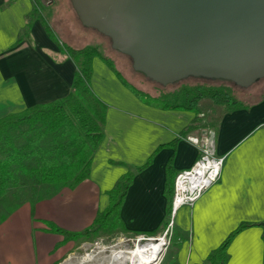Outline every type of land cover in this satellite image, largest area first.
<instances>
[{
    "label": "crops",
    "instance_id": "0c3cea01",
    "mask_svg": "<svg viewBox=\"0 0 264 264\" xmlns=\"http://www.w3.org/2000/svg\"><path fill=\"white\" fill-rule=\"evenodd\" d=\"M36 9L40 17L25 34L27 18ZM65 11L75 24L83 25L71 0H0V118L62 99L72 90L78 61L66 54L56 33L66 28ZM43 19L50 28L55 25L51 30L57 41ZM91 88L108 109L89 178L51 198L14 208L0 222V264H61L74 241H65L48 223L70 232L90 228L109 206L108 192L117 180L156 150L152 163L135 175L121 219L128 234L162 235L171 222L165 194L170 159L174 182L177 173L200 156L189 136H207L210 149L225 156V163L220 179L192 206L176 212L171 242L160 264L204 263L241 223H264V98L259 100L264 91L253 90L259 101L251 102L250 108L227 112L203 99V127L176 141L199 116L196 111L146 103L98 56L93 60ZM226 264H264V228L255 225L240 232L228 248Z\"/></svg>",
    "mask_w": 264,
    "mask_h": 264
},
{
    "label": "trees",
    "instance_id": "16d2710c",
    "mask_svg": "<svg viewBox=\"0 0 264 264\" xmlns=\"http://www.w3.org/2000/svg\"><path fill=\"white\" fill-rule=\"evenodd\" d=\"M37 17H40V13L36 9L27 18L25 34L29 32L33 20ZM43 22L49 35L57 41L48 20L43 19ZM62 47L66 54L78 61V70L70 93L62 99L35 104L24 111L10 113L0 118V200L12 190L28 189L29 198L20 204L25 202L35 204L57 195L65 187H74L89 178L93 156L104 137L108 109L106 102L91 88L93 60L96 56L108 63L122 82L146 103L166 110H191L199 114L180 132L176 141L186 138L203 127V115L200 109V102L203 99H211L215 105L222 106L227 112L234 109H248L253 105L251 102L264 98L263 93L257 100L258 96L252 91L256 84L264 85V78L250 87H241L226 80L202 77H189L173 84L162 85L139 72L161 87L155 93L144 92L124 78L113 61L102 52L100 46L74 48L63 42ZM199 78L221 83L216 85L183 82ZM170 86L175 87L167 89ZM248 97L252 99L247 100ZM157 151L143 165L129 170L117 180L115 186L108 192L109 206L94 220L90 228L82 232H70L56 224L48 223L50 230L63 235L65 241L89 237L102 228L120 227L124 230L121 208L128 190L135 175L152 163ZM172 163L173 158L167 166L168 179L165 188L169 212L174 194ZM7 216L8 214L2 216L0 222ZM255 225L264 228L263 223H241L210 252L207 260L201 264H226L228 248L234 238L243 230Z\"/></svg>",
    "mask_w": 264,
    "mask_h": 264
},
{
    "label": "water",
    "instance_id": "95a60500",
    "mask_svg": "<svg viewBox=\"0 0 264 264\" xmlns=\"http://www.w3.org/2000/svg\"><path fill=\"white\" fill-rule=\"evenodd\" d=\"M71 2L84 26L159 84L202 77L250 87L264 78V0Z\"/></svg>",
    "mask_w": 264,
    "mask_h": 264
},
{
    "label": "rangeland",
    "instance_id": "374dc122",
    "mask_svg": "<svg viewBox=\"0 0 264 264\" xmlns=\"http://www.w3.org/2000/svg\"><path fill=\"white\" fill-rule=\"evenodd\" d=\"M63 14L65 19L67 20L66 28L64 29V31L61 32L56 31L58 35H61L60 41H65L66 43H69L70 45H72V47L75 48H83L88 45H98L101 47L102 52L113 61L114 65L116 66V68H118L124 78L128 82L132 83L136 88L148 93H155L157 90H159V88H161L160 85L150 81L143 74L136 72L133 69L132 59L129 56L121 54L119 51L115 50L112 47L110 38L106 37L94 28L88 29L80 23L75 24L74 20L72 19V16L66 11L63 12ZM47 16L51 19L50 12H48ZM51 28H54L55 30V25L51 24ZM183 82L189 84L201 82L216 85L221 83L220 81H211L202 78L188 79ZM174 87L175 86H170L167 89L170 90ZM234 88L236 87L234 86ZM254 88L253 90H258L257 93L264 91L263 83L256 84ZM250 99L252 98H247V100ZM205 108L208 109V107ZM212 119L213 120L210 123L212 126H214L215 118L213 117ZM29 193L30 192L28 189L23 191L17 189L12 190L8 195L3 197L0 200V219L2 216L9 214L14 208L20 205L22 201L27 200L29 198ZM168 227L169 224H167L165 231L168 229ZM164 233L162 235H164ZM139 236L140 235L138 234H128L127 232H124L120 227L102 228L96 234H92L89 237L73 240L74 242L70 245L69 253L61 264H65L67 261H77L83 255L88 254L89 252L95 250L96 248H99L100 246H111L117 244L118 242H123V244L133 246ZM167 239L169 240L170 244L171 229L168 232ZM145 241L147 240H144L143 242Z\"/></svg>",
    "mask_w": 264,
    "mask_h": 264
},
{
    "label": "built area",
    "instance_id": "2783aa9c",
    "mask_svg": "<svg viewBox=\"0 0 264 264\" xmlns=\"http://www.w3.org/2000/svg\"><path fill=\"white\" fill-rule=\"evenodd\" d=\"M188 139L199 147L200 156L189 169L178 172L175 177L174 194L171 203V222L168 229L162 236L142 234L137 239L148 241L167 237L179 208L186 205L192 206L207 189L220 179L225 163V156H218L210 149V140L207 136H189ZM168 245L169 240L165 245V250ZM163 253L156 264H160Z\"/></svg>",
    "mask_w": 264,
    "mask_h": 264
},
{
    "label": "bare ground",
    "instance_id": "6f19581e",
    "mask_svg": "<svg viewBox=\"0 0 264 264\" xmlns=\"http://www.w3.org/2000/svg\"><path fill=\"white\" fill-rule=\"evenodd\" d=\"M167 243V237L145 242L137 239L133 246L118 242L111 246H100L77 261H67L65 264H156Z\"/></svg>",
    "mask_w": 264,
    "mask_h": 264
}]
</instances>
